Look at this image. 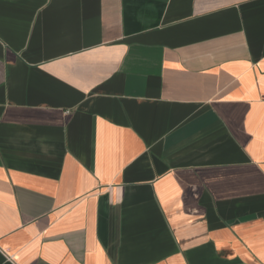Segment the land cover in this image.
I'll return each instance as SVG.
<instances>
[{"label":"crops","instance_id":"1","mask_svg":"<svg viewBox=\"0 0 264 264\" xmlns=\"http://www.w3.org/2000/svg\"><path fill=\"white\" fill-rule=\"evenodd\" d=\"M0 264H264V0H0Z\"/></svg>","mask_w":264,"mask_h":264}]
</instances>
